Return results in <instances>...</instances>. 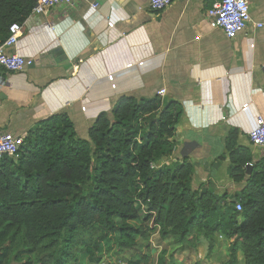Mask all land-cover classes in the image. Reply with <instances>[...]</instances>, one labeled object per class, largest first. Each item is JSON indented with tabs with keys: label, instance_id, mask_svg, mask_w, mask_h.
I'll return each instance as SVG.
<instances>
[{
	"label": "trees",
	"instance_id": "obj_1",
	"mask_svg": "<svg viewBox=\"0 0 264 264\" xmlns=\"http://www.w3.org/2000/svg\"><path fill=\"white\" fill-rule=\"evenodd\" d=\"M35 4L0 0V44ZM182 111L159 96H121L110 114L96 117L86 140L65 113L36 124L18 159L0 160V264H99L114 246L132 247L152 234L192 249L222 235L227 264L239 253L244 264H264V158L254 161L237 147L231 129L227 172L234 183L245 181L242 192L233 202L210 182L193 189L189 159L159 166L174 151ZM148 260L141 255L131 264Z\"/></svg>",
	"mask_w": 264,
	"mask_h": 264
},
{
	"label": "crops",
	"instance_id": "obj_2",
	"mask_svg": "<svg viewBox=\"0 0 264 264\" xmlns=\"http://www.w3.org/2000/svg\"><path fill=\"white\" fill-rule=\"evenodd\" d=\"M148 1L77 0L69 19L55 20L54 27L44 18L28 21L18 45L5 52L33 65L2 74L0 132L26 137L39 122L65 113L76 137L86 140L96 117L110 114L117 98L150 99L164 90L161 98L183 111L174 151L159 166L187 158L193 189L210 182L216 195L234 200L245 181L228 176V132L238 131L237 147L254 161L264 158L248 138L256 118H264V0H246L250 23L233 40L206 19L215 0H176L159 14ZM94 4L101 18L90 15ZM56 48V55L39 59Z\"/></svg>",
	"mask_w": 264,
	"mask_h": 264
},
{
	"label": "built area",
	"instance_id": "obj_3",
	"mask_svg": "<svg viewBox=\"0 0 264 264\" xmlns=\"http://www.w3.org/2000/svg\"><path fill=\"white\" fill-rule=\"evenodd\" d=\"M77 0H36V4L26 21L19 25L13 24L8 29V38L0 44V87L5 85L2 74H17L30 68L33 61L30 58L19 54H7L5 49L15 48L23 35L24 26L32 19L44 18L46 25L54 27L55 20L60 23L69 19L68 11ZM176 0H149L148 7L154 13H162ZM94 9L95 6H92ZM206 19L211 28L220 30L228 40L236 39L250 23L249 6L246 0H215L206 12ZM62 21V22H61ZM59 23V24H60ZM260 28L261 25H256ZM112 81V76H108ZM113 87V86H112ZM164 90L157 93L162 97ZM246 109V106L243 107ZM24 138L0 132V160L4 157L16 161L21 147L24 145ZM250 144L258 149L264 150V118L258 116L254 128L248 133ZM237 211L241 208L237 204Z\"/></svg>",
	"mask_w": 264,
	"mask_h": 264
},
{
	"label": "rangeland",
	"instance_id": "obj_4",
	"mask_svg": "<svg viewBox=\"0 0 264 264\" xmlns=\"http://www.w3.org/2000/svg\"><path fill=\"white\" fill-rule=\"evenodd\" d=\"M161 252L165 253L164 264H168L170 260L174 264H227L229 242L222 235H217L210 242L201 239L192 249L179 246L171 239L162 242L156 234H152L148 238H138L132 247L114 246L102 257L99 264H131V261L141 255L149 258L148 264H157ZM234 264H242L240 254Z\"/></svg>",
	"mask_w": 264,
	"mask_h": 264
},
{
	"label": "water",
	"instance_id": "obj_5",
	"mask_svg": "<svg viewBox=\"0 0 264 264\" xmlns=\"http://www.w3.org/2000/svg\"><path fill=\"white\" fill-rule=\"evenodd\" d=\"M92 6H95V8L93 9L92 8V10L90 11V15H94L95 14V16H96V19H98V18H101V16L97 13V10L99 9V6L98 5H96V4H94V5H92ZM116 10V9H115ZM117 11V10H116ZM97 14V15H96ZM88 18H85V20H87ZM90 25V23L88 22V24H87V26H89ZM59 51H61L59 48H56V49H53V50H51V51H49L48 53H46V54H44V55H40L39 56V59H42V58H45V57H52V56H54V55H56V53H58ZM66 62V61H65ZM68 62V61H67ZM71 64L72 63H67V65H69V66H71ZM251 170H252V165L251 164H249V165H247L246 166V173H247V175H249L250 173H251ZM235 201V199L233 200V202Z\"/></svg>",
	"mask_w": 264,
	"mask_h": 264
}]
</instances>
